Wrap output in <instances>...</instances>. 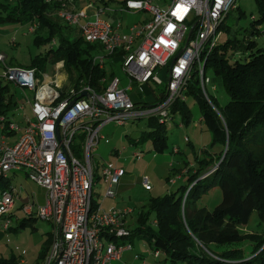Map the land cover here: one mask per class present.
Listing matches in <instances>:
<instances>
[{
	"label": "built area",
	"instance_id": "1",
	"mask_svg": "<svg viewBox=\"0 0 264 264\" xmlns=\"http://www.w3.org/2000/svg\"><path fill=\"white\" fill-rule=\"evenodd\" d=\"M58 1L61 4L58 16L68 25L77 24L86 41L101 45V51L92 55L93 63L102 67L107 55L119 54L128 82L122 86L119 75L113 74L98 88L80 79L65 89L54 77L42 76L37 67L7 64L6 55L0 52L2 77L29 90L32 111V117H26L24 125L0 113V178L8 179L23 170L43 188L42 201L30 190L28 198L20 204L17 201L25 189L23 185L2 188L0 218L7 230L11 217L17 216L16 209L21 208L26 215L51 223V240L39 264H113L131 247L129 241L116 242V239L130 234L125 217L132 208L106 209L92 198L94 172L98 167L92 162L91 151L102 136L100 130L110 121L119 123L144 115L165 122L172 116L174 101L184 100L193 73L199 77L201 89L210 101L204 63L211 48L219 43L220 25L236 6V0H169L165 6L151 0H121L120 10H145L150 14L142 22L129 24L127 30H123L120 17L113 23L100 16L113 10L108 5L94 6L89 2L76 10L75 0ZM89 7L96 8L94 18L80 23L81 17L89 16ZM32 29L30 25L29 30ZM57 65L59 69L63 61L59 60ZM163 66H167V80L160 99L148 105L134 102L127 89L134 83L160 81L156 69ZM105 79L103 76L101 81ZM83 91L87 95H80ZM12 132L18 136L10 141ZM77 133L82 136V152L75 146ZM124 173L122 166H100V174L108 182L104 196L115 195ZM141 182L149 187L147 175ZM153 256H159L158 249L153 250ZM134 258L139 260L137 264H148L138 252Z\"/></svg>",
	"mask_w": 264,
	"mask_h": 264
},
{
	"label": "trees",
	"instance_id": "2",
	"mask_svg": "<svg viewBox=\"0 0 264 264\" xmlns=\"http://www.w3.org/2000/svg\"><path fill=\"white\" fill-rule=\"evenodd\" d=\"M255 2L260 15L252 18L250 34L261 30L256 23L264 19V0ZM58 6H61L58 0H0V19L33 25L36 31L46 28L47 37L40 34L35 37L36 42L40 43L46 38L50 39L53 31L58 30L60 22L53 19L51 13ZM234 8L241 13L237 3ZM220 28L229 31L230 25L223 22ZM241 45L248 50L247 54L231 61L229 50ZM100 50V44L86 41L81 34L73 39L60 35L55 48L53 43L50 44L45 54L32 58L26 67L34 66L43 72L48 61L62 60L63 65L59 69L67 74L72 83L82 79L98 88L114 74L110 72V76H107L105 64L98 67L93 63V53ZM206 67L213 68L229 94L219 113L204 98L197 74H192L186 92L196 97L201 119L207 123L213 140L220 144V148L217 151L202 150L205 156L198 159L200 164L189 174L186 184H180L162 196L150 197L149 211L154 212L156 229L145 226L148 214L139 211V224L129 230L128 237L148 234L152 247L161 249L169 264H177L180 260L185 264H264V245H261L264 240V48L256 46V41L250 36L239 38L236 34L228 35L211 48L204 63V72ZM103 76L105 81H101ZM8 82L0 73V113L15 103L13 93L6 95ZM161 96L162 93L155 96L151 103ZM175 110L186 116L189 112L181 99L174 101L172 111ZM152 123L155 127L148 129L141 138L151 136L154 145L161 148L166 140L165 124L159 120L150 121ZM198 175L203 176L196 179ZM2 180L0 178V185ZM202 180L208 181L205 184ZM3 182V186H6V181ZM210 182H216L222 190V199L212 209L197 204L201 191L199 185ZM254 210L258 216L256 224L261 227L246 231L244 225L249 222ZM36 218L23 216L18 225ZM244 240H249L251 244L248 254L235 245ZM49 242L47 235L37 260L43 258ZM0 264L12 263L0 258Z\"/></svg>",
	"mask_w": 264,
	"mask_h": 264
},
{
	"label": "rangeland",
	"instance_id": "3",
	"mask_svg": "<svg viewBox=\"0 0 264 264\" xmlns=\"http://www.w3.org/2000/svg\"><path fill=\"white\" fill-rule=\"evenodd\" d=\"M151 1L161 6H165L169 2V0ZM89 2H92L94 6L108 5L113 10L105 11L100 16L110 18L113 23L120 17L123 27L133 22H142L150 17L149 12L145 10L137 12L120 10L121 0H75L74 8L78 10ZM236 3L241 9V13L235 8L229 11L225 22L230 25V30L222 29L219 42L223 41L228 35L236 34L239 38L245 35L254 39L256 46L264 48V31H262L264 29V19L256 23L261 29L260 31L249 33L250 27H252V18L260 15L255 0H236ZM60 7L58 6V9ZM57 10L55 8L51 13L53 14L52 18L58 19L60 22L58 30L53 31L50 39L46 38L40 43L36 42L35 37L38 34L47 37L48 31L46 28H39L36 31L35 26H33L32 31H30L27 24L12 22L10 19H0V52L6 55L8 64L26 66L35 56L45 54L50 44L53 43L55 48L60 35L73 39L80 34L77 24L64 25L67 23L58 17ZM95 10V7H89L87 10L89 16L81 17L80 23L94 18ZM247 52L248 50L244 45L236 49H230L229 59L232 61L247 54ZM104 60L107 76H110L109 73L113 72L119 75L122 86L127 84V76L121 68L120 55L110 54ZM57 62L59 60L48 61L43 69L42 76L54 77L66 89L71 81L66 73L58 69ZM166 69L167 66L156 69L160 81L153 80L152 83H144L142 85L134 83L131 89H127L131 98L138 100L139 102L137 103L139 105H148L155 96L163 94L167 80ZM2 70L3 67L0 65V73ZM205 74L208 76V81L205 84L207 93L215 104L207 99L201 89L202 94L212 108L219 113V109L229 98L228 91L222 79L214 74L212 67H206ZM8 85L9 90L6 95L13 93L12 99L15 103H11L4 113L9 119L24 125L27 122L26 117H32L31 106L28 102L30 92L28 89L13 82H8ZM184 95V103L189 109L188 115L186 116L183 112L175 110L172 116L164 122L166 140L161 148L154 145L151 136L146 135L145 138H141L142 134L148 129L155 127L153 123L150 124V121H157L155 116L144 115L130 117L119 123L110 121L103 125L100 130L102 136L91 151L92 162L98 167L94 172L92 198L96 199L106 209L111 206H130L132 211L125 217V226L129 230L134 229L139 224V211L143 214H148L145 226L149 229H156L154 212L149 211L150 197L162 196L166 192L178 188L180 184H186L189 174L200 164L198 159L205 156L202 150L217 151L220 148V144L213 140L212 131L208 128L207 123L204 120L199 121L201 111L194 94L184 91ZM180 121L183 123L182 126L177 124ZM186 136L189 141L185 138ZM74 138L76 148L82 152V136L77 133ZM174 147H177V150H174ZM136 152H138V155L135 154ZM107 164L122 166L125 169V173L120 176L119 185L116 187L114 196H104L108 182L101 176L100 166ZM144 175L148 176L149 187H144L141 182ZM203 175H198L196 179L201 178ZM3 181H6V186H3ZM202 181L206 184L208 180ZM1 184L0 190L8 185L19 186L21 184L27 190L35 191L39 201L43 200V188L31 180L23 170L16 171L8 179L4 178ZM199 187L201 188L200 195L197 198L199 206L212 209L222 199V190L216 182H210L208 185L201 184ZM22 198H28L26 189H23ZM23 216H26V214L21 208H18L17 216H12L10 219V228L8 230L3 228V220L0 218V258L8 260L12 264H36L38 251L44 243L45 237L48 235L51 240L52 225L50 222L38 217L34 221L18 225V221ZM257 222L258 216L254 210L250 215L249 222L244 225L243 229L246 231L258 229L261 226L256 224ZM147 235L144 233L117 238L116 242L119 240L129 241L131 247L123 251L121 259H115L112 263L122 264L123 261H128L137 264L139 260L134 257L135 253L138 252L145 256L148 264H169V261L165 260V254L161 249H158L159 256H153L154 248ZM235 245L242 247L244 254L250 252L251 244L249 240H244ZM261 245H264V240ZM208 252L210 251L208 250ZM211 254L214 255L213 253ZM177 264H185V262L180 260Z\"/></svg>",
	"mask_w": 264,
	"mask_h": 264
},
{
	"label": "crops",
	"instance_id": "4",
	"mask_svg": "<svg viewBox=\"0 0 264 264\" xmlns=\"http://www.w3.org/2000/svg\"><path fill=\"white\" fill-rule=\"evenodd\" d=\"M112 17H113V15H111ZM105 18H107V17H105ZM107 19H109L110 21H112L110 18H107ZM127 28H128V25H126V26H124L123 27V30H127ZM199 121H202V120H199ZM17 136H18V133L16 132V133H11V134H9V140L10 141H13V140H15L16 138H17ZM189 141V140H188ZM118 185H119V183H118ZM24 188L26 189V191H30V190H27V188L24 186ZM22 195H23V191H22V193H21V196H20V199L17 201V204H20V202L22 201V200H24L25 198H22ZM16 212H17V209H16ZM9 229V228H8ZM7 229V230H8ZM50 243V242H49ZM40 249H41V247H40ZM39 249V250H40ZM38 253H39V251H38ZM37 258H39L38 256H37ZM37 258H36V264H39V261L42 259V258H40V260H37ZM135 259H137V258H135Z\"/></svg>",
	"mask_w": 264,
	"mask_h": 264
},
{
	"label": "water",
	"instance_id": "5",
	"mask_svg": "<svg viewBox=\"0 0 264 264\" xmlns=\"http://www.w3.org/2000/svg\"><path fill=\"white\" fill-rule=\"evenodd\" d=\"M191 30H192V27H190V29H189V32L188 33H190L191 32ZM80 95H87V92L86 91H83ZM74 101V99L71 101V102H73Z\"/></svg>",
	"mask_w": 264,
	"mask_h": 264
},
{
	"label": "bare ground",
	"instance_id": "6",
	"mask_svg": "<svg viewBox=\"0 0 264 264\" xmlns=\"http://www.w3.org/2000/svg\"><path fill=\"white\" fill-rule=\"evenodd\" d=\"M59 79V78H58Z\"/></svg>",
	"mask_w": 264,
	"mask_h": 264
}]
</instances>
